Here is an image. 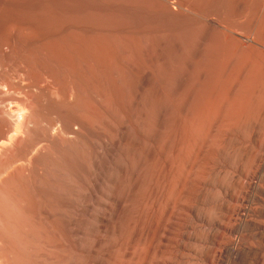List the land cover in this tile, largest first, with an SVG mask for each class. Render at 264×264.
Wrapping results in <instances>:
<instances>
[{"label":"bare ground","instance_id":"obj_1","mask_svg":"<svg viewBox=\"0 0 264 264\" xmlns=\"http://www.w3.org/2000/svg\"><path fill=\"white\" fill-rule=\"evenodd\" d=\"M38 1L0 0V264H69L81 253L84 264H179L176 259L183 255L177 251L158 249L149 254L132 245L134 236L144 244L151 230L161 229L163 215H170L175 201L205 223L194 239L213 247L207 253L189 250L204 254L207 264H217V247L218 253H228L232 260L262 262L259 248L223 242L220 230L226 227L220 219L229 216L215 218L209 210L232 211L220 193L239 199L225 182L231 179L240 187L230 163L236 154L232 143L243 146L246 127L264 101L259 90L264 87V75L261 72V79L259 74L263 64L249 50L252 45L264 49V41L258 40L264 32V3L257 2L247 14L248 0H139L141 10L134 14L132 0H122L118 67L106 44H88L108 69L98 71L85 54L87 45L72 48L66 41L49 38L53 0H43L40 12ZM203 16L228 19L231 24L219 32L214 50L204 54L198 52L194 39ZM213 18L212 24H220ZM178 80L181 84L176 87ZM187 87L188 93L183 89ZM95 88H124V107L113 102L108 89ZM186 94L194 104L183 109ZM259 124L257 142L264 121ZM172 136L176 143L170 157L164 146ZM141 151L152 156L157 182L151 207L141 203L140 220L134 222L129 198L145 194V176L136 170ZM256 156L251 148L246 162ZM247 168L242 176L248 175ZM210 170L218 174L213 181L206 180ZM30 176L35 185L28 181ZM177 188L183 201L174 198ZM50 194L64 225L59 224L77 243L57 228L56 221L55 229L42 231L44 238L38 236L36 226L24 230L31 203L51 214L39 205ZM193 200L205 208L197 212ZM90 218H97L96 234H90ZM169 226L175 229L176 224ZM214 226L219 230L214 231ZM112 231L125 233L122 254L103 246L105 233Z\"/></svg>","mask_w":264,"mask_h":264},{"label":"rangeland","instance_id":"obj_2","mask_svg":"<svg viewBox=\"0 0 264 264\" xmlns=\"http://www.w3.org/2000/svg\"><path fill=\"white\" fill-rule=\"evenodd\" d=\"M58 1L59 0H53V2L51 3L52 20H51V31L49 33V35H50L49 38L53 39V40L58 39V41H63V42L66 41L68 44H70V45L72 44L71 45L72 48L74 46H82V43L88 46V44L91 45L94 41H96V43H98V44H106L108 47V52H110L113 55V62L112 63L114 64V67H118V64H119L118 53L119 52H117L118 51V47H117L118 41L117 40L119 37V35H118L119 30L118 29H119V25H120L119 24L120 23V15L123 13L122 5H121L122 0H101V1L100 0H60L59 2ZM73 1L75 2V4ZM70 2L72 4H70ZM257 2H259V4L261 3V5H262L264 3V0H248V4H249L248 5V11L244 9L245 12L246 13L248 12L247 14L252 13L255 9V4ZM42 4H43V0H39L37 5H36V7H38V9H39V12H40L41 8L44 6V4L43 5ZM75 5L77 7H75ZM64 6H65V9H64ZM107 6H109V8ZM132 6H133L132 8H133L134 14L138 13L141 10V3L139 0H132ZM76 8H77V10H76ZM67 11H69V12H67ZM256 14L258 15V11L256 12ZM75 15H76V17H75ZM74 17L76 19L72 20V18L74 19ZM212 18H213V16L210 17L209 19H205L204 16L201 17L199 20V25H198L200 27L194 34V39L196 41L197 50L199 53H202V54H204L205 52H212L214 50L215 44H217V42L220 39L219 38V36H220L219 32L221 30H223V27H225V28H228V26L231 27V24L229 22L230 20H228V19H223V18L218 19L215 17L216 19L213 18V20L215 19V21L219 22L220 24H218V23L212 24V22H211ZM40 22H41V24H45L43 18H40ZM251 25L252 26L250 27V31L252 29H254V27H253L254 22H252ZM66 26H67V28H66ZM81 26L84 28L85 27H91L90 29L93 32H91V34H90L89 28H85L84 30L81 31V29H82ZM68 27H70V28H68ZM93 28L96 31H94ZM87 29H88V33L86 32ZM103 29H104V31H102ZM117 30H118V32H117ZM113 31H115V33ZM259 32H261V30H259ZM60 33H61V35H59ZM259 35H261V36L263 35V36L259 37ZM62 37H63V39H62ZM108 38H109V40H108ZM263 38H264V32H261V34H258V40L264 41ZM252 43L253 42L249 43V45L250 44L252 45ZM261 43L264 44L263 42H261ZM253 44L257 45L255 43H253ZM88 48L89 49L87 51H85V54L88 57L90 64L93 66V68L98 70V71L108 70L107 68H104L105 66H103V65H105V64L101 60L94 57L95 54H94L93 50L91 49V47L88 46ZM261 48L262 47L259 45H258V47L257 46L254 47L252 45L249 47V50L251 52V56L253 55L254 58L256 57L255 59H257V60L259 59V61H261L262 64L264 65V53H263L264 49H261ZM66 51H68V49ZM262 66L260 68V73H259L260 76H261V72L264 75V70L262 69ZM187 69H189V68L187 67ZM207 75L208 74L206 73L205 76H207ZM262 78L263 77L261 76V79ZM179 84H181V81L178 80V82H175L176 87H179ZM195 88H197V87H195ZM95 89L97 92H99L100 89H106V88H100V89L95 88ZM177 89H179V88H177ZM183 89L186 91V93H188V89H189L188 87L183 88ZM108 90H107L108 93L112 94L113 102L116 105H119L121 108H123L124 102H126V99L124 96V88H109ZM136 90L138 91L139 88H131V91L137 92ZM259 90H263V92H264V87L259 88ZM87 93L90 96V93L89 92H87ZM186 95H187V97L185 98V102L183 104V109L184 108L188 109V108L192 107L194 104L193 100L190 98V96L188 97V94H186ZM187 102L189 103V105ZM263 102L261 103L260 108L256 112L258 114V116L256 118H253L252 123L248 124L246 127L247 130L245 131L246 132L245 133V141H244L243 146H241L240 148H237V145L232 143V147H231V148H233V151H235V153H236L235 157H234L236 160L233 158L234 161L232 160L230 163L231 164L234 163V164H232V168L234 169L235 176H237L236 178L240 180V187H236L231 179L226 180L225 183H226L227 187L230 186L228 188H231L233 186V189L235 191V195L237 197H239V199L234 201L229 196H226L224 193H222V194L220 193L222 200L227 205H230V207L232 208V211L223 212V210L220 208L219 209L217 208L215 210L211 209L209 211L211 213H213L214 217L216 216L215 218H217V217L221 218L222 214H226L229 216L228 219H220L221 223H223L226 227V229L220 230L222 232L223 237H224L222 240L223 242L230 243L232 246L239 243L241 247L245 246V247L259 248L260 254H262L264 256V240L262 238H260L261 236H264V127L261 130L262 135H261L259 142L255 141V139L257 138V135H258V129H259V125H260L259 123L261 121H264V103ZM48 108H49V106L45 105L44 109H43L44 112H48ZM251 109H253V107H251ZM181 111H182V109H181ZM249 127H251V128H249ZM255 131H257V132L255 133ZM254 136H256V138ZM175 138L176 137L170 138L168 141H166L165 146H164V149L166 147H168L165 149L168 151H165V150L164 151L167 153L169 152L168 154L167 153L166 154L170 157H172V155H173V147L175 146V143H176ZM36 141H37V139L33 137L32 143H36ZM167 142L169 145H167ZM40 144H38V145H40ZM251 148L256 153L257 156L255 157V159L253 158V160L246 162L248 153L251 150ZM18 157L19 156H17L16 158H18ZM160 157L161 156H159V159H161ZM239 158L241 161H239ZM19 162H20V160H19ZM152 162H153L152 156L147 151H143V152L141 151L140 157H138L136 159V170H139L140 173L142 172V176H145L144 177V183L142 186V190L145 192V194L142 198H140V197L135 198V199L129 198L128 204L131 205V212H132V217H133L134 222H135V220L137 222H139V220H140V209L142 207V204L144 203L143 205L150 208L151 207V206H149L150 201L155 197V195H153V194H154V187L156 186V182H157V178H156L157 173H156V167L153 165ZM17 163H18V161L14 162L13 164H17ZM244 166H247L248 167L247 169L249 171V173L246 177L242 176L240 174V172L243 170ZM150 167H152V168H150ZM148 171H150V172H148ZM216 178H218V174L216 173V171L210 170L207 172L206 180L208 179V180L213 181ZM27 179H23V181H25ZM28 181L32 185L36 184L35 178L32 176H30ZM151 183H153V184L151 185ZM194 185L197 186V182H194ZM191 187H192V189L193 188L196 189V187H193V186H191ZM20 188H21L20 191L22 192V196L25 197L26 189L24 188L23 184H21ZM128 188H130V187H128ZM149 189H150V191L148 192ZM179 190L180 189L177 188V191H174L175 192L174 198L179 199L181 197V200L182 199L184 200L185 197H184V195H181V193H179ZM130 191H132V188L130 189ZM152 195H153V197H152ZM143 198L145 199L146 202L144 201ZM43 201H44V204H43ZM45 202H46V204H45ZM48 202H49V204H48ZM29 203L30 202H28V204ZM53 203L55 205L57 204V201L54 198V194H50L47 198L41 200V203H39V205L42 206V208H47L50 211L51 214L45 213L47 215L43 214L44 209H39V207H37L38 205L31 203L30 206L32 207L33 211L31 210L30 212H27V217H26L25 223L23 225L24 230L28 232V230L31 231L33 229L32 226H36V229L40 230V231H38L39 232L38 236L44 238L43 235L41 234L42 231H47L50 228L55 229L54 225H56V224H54V223H56V222H58L56 226H58L59 223H62L61 222L62 217L58 213V211H59L58 206H56L57 208L54 207L55 205ZM135 203H137V204H135ZM192 203L194 205H196L197 212L200 211L201 209L205 208V206L199 205V203H197L196 200H193ZM47 205H48V207H47ZM170 208H171L170 215L167 214L168 212L163 215V220L161 223V229L160 230L159 229L153 230V231L151 230L150 237L144 244L140 243L139 238H136L135 236L133 238V236H132V238H133L132 239V245L144 247L149 254H153L158 249L167 250V251H177L183 255V259L182 258L176 259L179 264H181V263L207 264L206 259H204L205 258L204 254H200V255L195 254L189 250L190 248H195V249L201 250L202 253H207V252H209V249H211V247H213L211 245V243L208 241L207 242H201V241L194 239V235H196L198 233V231H201L203 229V227H205V223L199 217L197 218L194 213L186 210L185 208L183 209V207L179 206L178 201H175L173 204H171ZM54 210L57 212V214ZM29 214L31 215V217ZM38 214H40L41 216H38ZM33 217L34 218L36 217V218L32 219ZM48 217H49V220H48ZM44 218H46V220ZM51 218H53V219H51ZM105 218L109 219L110 216L107 215ZM40 219L42 221L45 220L46 222L42 223V221ZM27 220H28V222H27ZM54 221H56V222H54ZM33 222H35L34 223L35 225L33 224ZM97 223H98L97 218H90V224L88 225L89 227H90V225L92 227V228L90 227L92 230L90 232V234L91 233H95V234L98 233V230L96 229ZM171 223L176 224L175 229L170 228L169 225H171ZM39 226L42 228H39ZM59 226L57 228L60 231L62 230L61 232L66 234L67 237L72 242L77 243V241L72 236L68 235V232L64 227H61L60 224H59ZM162 226H163V228H162ZM212 229L214 231H216L218 228L216 226H214ZM63 230H65V232ZM161 230H162V232H161ZM166 231H171L172 234L169 235L166 233ZM105 234L106 235L108 234L107 235L108 238H106L107 240L103 243V246L105 247V249L110 250V249L115 248V249H117L118 254H122V252H123L122 251V248H123L122 238L124 237L125 233H123L122 231L121 232L112 231L111 233L106 232ZM87 237L90 238L89 235ZM166 237H168L169 240H165ZM109 241H112L115 244H113V243L110 244ZM27 243L25 244V246L27 245ZM118 244H119V246H117ZM111 245H113V246H111ZM198 246H199V248H198ZM76 247L79 248L77 244H76ZM216 249L219 250V247H217ZM217 250H216L215 258H214V260L217 261V264H248L249 261H251V259H249L248 261H246V260L242 261L241 259L240 260H238V259L232 260L228 253L222 252L220 254V253H218ZM252 250H253V248H252ZM85 260L86 259L84 257V254L81 253V254L73 256L70 259L69 264H84ZM152 264H156V263L152 262ZM258 264H264V260Z\"/></svg>","mask_w":264,"mask_h":264}]
</instances>
